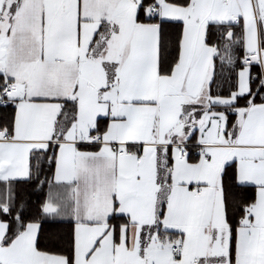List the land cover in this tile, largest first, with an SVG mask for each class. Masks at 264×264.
I'll return each instance as SVG.
<instances>
[{
  "label": "snow or ice",
  "instance_id": "6c2138e0",
  "mask_svg": "<svg viewBox=\"0 0 264 264\" xmlns=\"http://www.w3.org/2000/svg\"><path fill=\"white\" fill-rule=\"evenodd\" d=\"M0 264H264V0H0Z\"/></svg>",
  "mask_w": 264,
  "mask_h": 264
}]
</instances>
